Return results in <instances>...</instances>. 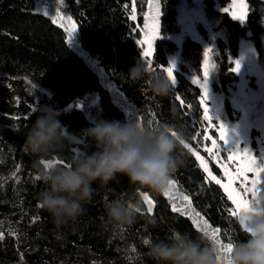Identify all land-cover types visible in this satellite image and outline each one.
I'll return each instance as SVG.
<instances>
[{"label":"trees","instance_id":"1","mask_svg":"<svg viewBox=\"0 0 264 264\" xmlns=\"http://www.w3.org/2000/svg\"><path fill=\"white\" fill-rule=\"evenodd\" d=\"M245 2L248 15L241 22L223 11L232 0H151V7L150 0H0V264H157L148 255L150 244L169 240L173 230L212 244L190 216L172 211L173 203L186 208L184 195L221 230L223 243L246 238L238 217L229 214L235 206L179 142L176 155L183 163L169 178L175 182L169 189L174 199L163 195L168 183L154 190L117 174L107 183L93 182L92 198L74 221L56 224L39 202L46 188L42 162L64 166L96 151L85 130L102 121H136L153 131L170 125L218 177L222 170L204 151L211 147L204 137L217 141L222 161L228 162L225 149L231 145L264 160V77L249 71L241 52L246 44L260 63L264 60V0ZM69 16L76 24L72 37ZM154 25L153 71L176 64V84L163 97L151 91L150 77L132 81L127 74L143 59L146 45L139 41L153 34ZM206 48L213 50L214 65L206 101L211 127L203 118V90L193 83L203 82ZM236 60L240 69L233 72ZM42 108L58 112L66 129L64 145L47 157L23 147ZM220 123L229 133L228 145L219 139ZM143 194L154 202L151 214ZM116 199L139 204L134 223L109 222L105 206Z\"/></svg>","mask_w":264,"mask_h":264},{"label":"clouds","instance_id":"2","mask_svg":"<svg viewBox=\"0 0 264 264\" xmlns=\"http://www.w3.org/2000/svg\"><path fill=\"white\" fill-rule=\"evenodd\" d=\"M127 74L132 81L150 77L149 86L157 96H167L173 91L167 75L149 69L143 59L130 67ZM40 111L42 114L28 130L23 147L26 153L47 157L64 145L66 129L58 119V112L48 108ZM172 132L167 124L153 131L136 121L96 123L85 130V136L95 142L96 151L74 157L67 166L49 162L40 168L46 185L39 193L40 206L56 224L74 221L83 213L84 203L92 198L93 182L107 183L117 174L127 176L133 184L162 190L183 163L176 155L181 136ZM105 209L109 222L117 225L134 223L141 211L139 204L123 199L110 201ZM238 223L246 238L233 244L226 264H264V192L252 200L250 211L241 213ZM148 255L157 264H225L223 259H217L214 244L204 245L201 239L177 230H173L169 240L151 243Z\"/></svg>","mask_w":264,"mask_h":264},{"label":"snow or ice","instance_id":"3","mask_svg":"<svg viewBox=\"0 0 264 264\" xmlns=\"http://www.w3.org/2000/svg\"><path fill=\"white\" fill-rule=\"evenodd\" d=\"M151 0L149 7H151ZM158 7V5H157ZM136 8L132 6V19H136L135 15ZM223 11L229 13L231 12V17L233 19H238L241 22L245 21L248 15V5L245 0H232V6L226 7ZM47 14V13H46ZM57 17L63 20V17H60L59 13H57ZM55 23L56 20L54 19ZM68 32L70 37L76 32V24L72 20V17H67ZM61 27H65L64 23H61ZM156 26H153V34L151 36H147L145 40L139 41L141 45H146L143 49V59L146 62L149 69L154 70V65L152 60L150 59L153 55V47L152 42L153 39L156 38ZM213 50L211 48H206L203 52V82L201 83L200 78H194L193 83H196L203 90V95L200 98V103L203 105V118L205 121L209 122V127L212 126L213 117L210 115L209 106L206 101L209 98V76H210V67H214V65H210V56L209 54ZM176 68V64L174 61H170L168 66L162 69V72L165 73L168 79L171 81L172 85L176 84V76L173 74ZM240 69V61H235V67L231 69L233 72H238ZM219 131V139L224 142L225 145H228V141L230 139L229 133L225 128L223 123L218 125ZM172 135H176V132L173 131ZM195 138V137H193ZM204 139L211 140V147H205L204 151L209 154L210 158L215 160V163L218 165L219 169L222 170L223 177H218L213 173L210 169L208 161L205 160L204 156L200 155L198 151L191 147L190 143H186L183 139H180L179 143L183 146V148L189 150L195 158L200 161V167L203 169L206 174V180L213 182L216 185H219L223 192L226 194L227 199L232 202L235 206L234 209L229 210V214L231 217H240L241 213H246L251 210V202L256 197V195L264 189H261L259 186L264 184V160L258 161L256 156L253 155L250 150L245 147L243 151L238 145L228 146L225 150L228 152L227 161L225 162L220 159V150L215 139H211V137H204ZM49 162H42L43 166H47ZM232 165H235L233 168ZM64 166H67L66 164ZM249 173L252 174L251 178L249 177ZM226 181V182H225ZM175 182L171 179L168 180L169 187L166 188L163 192V195L169 197L170 199H174L170 192V187ZM237 183H239V188L236 187ZM249 185H251L249 187ZM183 201L188 202L185 209L181 207H177L175 203L171 205L172 211L174 213L183 212L184 215L190 216L194 226L202 232L211 242L217 247L218 255L217 259H223L227 261V254L231 251L233 247V242L223 243L218 234L221 232L219 228H212L209 225L207 219L201 216L199 212H195L191 208V201L188 195H184L182 197ZM143 201L147 205V213L151 214L154 208V202L147 194H143ZM211 229V230H210ZM145 244L149 243L147 240L144 241Z\"/></svg>","mask_w":264,"mask_h":264},{"label":"rangeland","instance_id":"4","mask_svg":"<svg viewBox=\"0 0 264 264\" xmlns=\"http://www.w3.org/2000/svg\"><path fill=\"white\" fill-rule=\"evenodd\" d=\"M241 52L243 53L242 63L247 66L249 71L257 74L260 77H264V60L262 61V63H260L259 59L257 57L255 58V55L248 49L246 44L242 45ZM239 186V183H237L236 187L239 188ZM261 192H264V190H262Z\"/></svg>","mask_w":264,"mask_h":264}]
</instances>
